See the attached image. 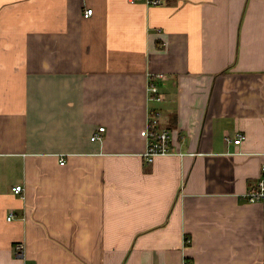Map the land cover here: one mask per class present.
<instances>
[{
    "label": "crops",
    "instance_id": "0c3cea01",
    "mask_svg": "<svg viewBox=\"0 0 264 264\" xmlns=\"http://www.w3.org/2000/svg\"><path fill=\"white\" fill-rule=\"evenodd\" d=\"M263 162L264 0H0V264H264Z\"/></svg>",
    "mask_w": 264,
    "mask_h": 264
},
{
    "label": "built area",
    "instance_id": "2783aa9c",
    "mask_svg": "<svg viewBox=\"0 0 264 264\" xmlns=\"http://www.w3.org/2000/svg\"><path fill=\"white\" fill-rule=\"evenodd\" d=\"M150 2L159 3L160 0H149ZM93 8H86L84 14L86 16L92 14ZM150 85H153L151 83ZM151 99L160 100L162 96L152 93ZM160 114L158 110L150 108L146 118V148L143 152V156L148 162L154 160L158 155H166L173 153L174 150L171 146V133L168 127L160 124ZM105 130V126H99L98 131L91 135V139H98L101 137L99 131ZM237 137L233 139L235 143H240L244 138V134L241 132L237 133ZM227 141H232L229 135H226ZM64 163V159L60 160ZM23 190V185L16 184L13 186V191L16 193H21ZM244 197L249 201H264V162L261 164V172L259 177L244 193ZM13 217V213L8 215V219Z\"/></svg>",
    "mask_w": 264,
    "mask_h": 264
},
{
    "label": "trees",
    "instance_id": "16d2710c",
    "mask_svg": "<svg viewBox=\"0 0 264 264\" xmlns=\"http://www.w3.org/2000/svg\"><path fill=\"white\" fill-rule=\"evenodd\" d=\"M152 93H154V92H152Z\"/></svg>",
    "mask_w": 264,
    "mask_h": 264
}]
</instances>
